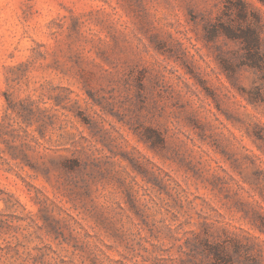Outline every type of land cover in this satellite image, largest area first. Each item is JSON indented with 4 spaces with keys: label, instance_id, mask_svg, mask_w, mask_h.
Returning a JSON list of instances; mask_svg holds the SVG:
<instances>
[{
    "label": "rangeland",
    "instance_id": "374dc122",
    "mask_svg": "<svg viewBox=\"0 0 264 264\" xmlns=\"http://www.w3.org/2000/svg\"><path fill=\"white\" fill-rule=\"evenodd\" d=\"M0 264H264V3L0 0Z\"/></svg>",
    "mask_w": 264,
    "mask_h": 264
},
{
    "label": "trees",
    "instance_id": "16d2710c",
    "mask_svg": "<svg viewBox=\"0 0 264 264\" xmlns=\"http://www.w3.org/2000/svg\"><path fill=\"white\" fill-rule=\"evenodd\" d=\"M260 1H262L263 3H264V0H260ZM256 43V42H255Z\"/></svg>",
    "mask_w": 264,
    "mask_h": 264
}]
</instances>
